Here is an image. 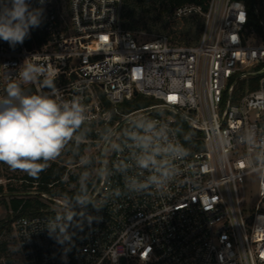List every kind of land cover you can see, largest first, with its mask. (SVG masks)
Here are the masks:
<instances>
[{
    "label": "built area",
    "instance_id": "1",
    "mask_svg": "<svg viewBox=\"0 0 264 264\" xmlns=\"http://www.w3.org/2000/svg\"><path fill=\"white\" fill-rule=\"evenodd\" d=\"M121 2L45 0L44 21L30 38L15 48L0 40V97L10 83L48 93L42 81L54 73L64 99L81 97L95 141L106 127L119 137L128 120L142 116L173 127L182 121L201 134L185 143L190 154L163 194L110 198L99 211L93 203L76 205L75 212L99 219L74 217L66 260L45 225L68 201L42 193L60 209L12 221L25 264H113L117 255L115 264H264V182L257 177V199L246 214L236 186L252 173L237 137L248 126L264 133V0H207L204 11L195 3L175 7L177 15L193 10L203 17L191 44L165 35L140 39L123 26ZM26 63L46 73L25 83ZM137 94L155 102L128 111L119 106ZM98 153V167L103 161L111 168L116 155L102 139ZM117 184L123 186L118 175L97 178L88 197L101 200Z\"/></svg>",
    "mask_w": 264,
    "mask_h": 264
},
{
    "label": "clouds",
    "instance_id": "2",
    "mask_svg": "<svg viewBox=\"0 0 264 264\" xmlns=\"http://www.w3.org/2000/svg\"><path fill=\"white\" fill-rule=\"evenodd\" d=\"M44 2L39 0L41 6L33 7L31 0H0V40L15 48L30 38L31 30L39 28L44 21ZM45 73L42 67L26 63L22 65L20 78L25 83H33ZM47 77L42 84L50 90L48 93L31 94L19 84L10 83L6 95L0 97V162L32 176L42 171L47 162L59 158L70 144L78 148L89 133L87 125L91 118L81 97L74 95L64 99L62 91L55 86V74L47 73ZM126 125L119 137L111 127L100 134L116 155L112 167L101 161L102 167L89 170L92 158L81 157L85 170L79 174L78 193L68 199L64 211L45 225L50 237L65 247L62 257L65 260L73 246L74 233L69 227L74 217L79 215L89 222L99 219L75 212L76 205L83 207L93 203L99 211L110 198L140 195L153 189L163 194L180 174L178 162L190 154L185 143L191 141L192 134L182 127L147 116L132 118ZM237 140L248 149L243 160L245 167L264 182V133H259L255 126H248ZM41 161L44 163H39ZM117 175L122 178V187L117 184L101 200L88 197V185L93 177L107 180ZM76 223L80 226L82 220ZM117 256L113 257V264Z\"/></svg>",
    "mask_w": 264,
    "mask_h": 264
},
{
    "label": "rangeland",
    "instance_id": "3",
    "mask_svg": "<svg viewBox=\"0 0 264 264\" xmlns=\"http://www.w3.org/2000/svg\"><path fill=\"white\" fill-rule=\"evenodd\" d=\"M163 6L153 4V0H148L147 4H142L138 0H122L121 2V21L125 28L134 31L140 39H148L156 35H165L172 42L191 44L198 40V27L203 21V17L198 11L187 12L186 14L177 15L174 12L175 8H171L164 12H160ZM188 31L184 38H179L176 35L179 31ZM101 139H98L94 145H91L85 150L84 157L93 155V163L89 166V170L99 168V149ZM63 156V154L61 155ZM57 158L56 160H58ZM40 163V162H39ZM81 163L78 161L73 164L68 163V172L63 173V178L72 173L78 172ZM84 168V167H83ZM84 171V170H83ZM34 177L27 172L10 168L6 163L0 162V183L4 185L5 194L0 196V218L6 214L10 207L9 199L11 197H32L36 194L35 182L31 183L26 177ZM257 175L246 174L236 180L238 202L243 212L251 213L254 203L257 199ZM95 177L92 179V186L96 182ZM73 185V184H71ZM12 189H9V188ZM45 195L48 193L45 192ZM41 201L46 203L49 208L60 209V206L52 203L46 196L40 197ZM2 200H6L8 205H5ZM4 243V248L0 251V264H7L5 257L8 256L12 264H25L21 253L18 249L16 237L13 229L5 232L0 236V244Z\"/></svg>",
    "mask_w": 264,
    "mask_h": 264
},
{
    "label": "trees",
    "instance_id": "4",
    "mask_svg": "<svg viewBox=\"0 0 264 264\" xmlns=\"http://www.w3.org/2000/svg\"><path fill=\"white\" fill-rule=\"evenodd\" d=\"M142 4H147L148 0H138ZM126 2V0H124ZM187 3H195L201 7V10L204 11L207 8V0H153V4H157L158 6H163L160 12H164L166 10L171 9L172 7L182 6ZM202 23L198 27V32H200ZM188 31L181 30L176 35L179 38H184ZM199 35V34H198ZM175 43V42H174ZM155 102V99L152 97L143 96L141 94L135 95L131 100H126L122 102L119 106L128 111L135 107H142ZM178 126L182 127L185 132H190L193 136H199L201 132L196 129L189 127L186 123L182 121H178ZM95 139H97V135L89 128V133L87 138L83 140L82 143L79 144L78 148L74 144H70L69 148L66 149L60 156L58 160L49 161L47 165L43 168L42 171L38 173L36 178L27 176L28 180L36 185V194L32 197H11L9 199L10 207L6 211V214L0 218V236L5 232L9 231L12 227V221L15 217L19 215H34L37 213L46 212L45 209L49 208V206L41 201L40 197L43 196L42 193H48L51 197H60L68 201L70 197L77 194L79 191V174L85 170L83 167H80L78 172L70 173L66 179L63 178V173L68 172L67 169L68 163L75 164L80 161L81 157L85 156V150L88 149L91 145L95 144ZM193 138L191 141L186 143L188 145L193 144ZM198 146L201 145V140L198 139ZM78 152L79 155H75L74 153ZM93 158V155L90 156ZM41 164L44 162L41 161ZM73 184V185H71ZM92 187V181L88 185V191ZM9 189H12L11 187ZM5 194V188L2 183H0V196ZM5 205H8L6 200H2ZM4 248V243L0 244V251ZM1 257V252H0ZM5 262L7 264H12L11 260L8 256L5 257Z\"/></svg>",
    "mask_w": 264,
    "mask_h": 264
},
{
    "label": "snow or ice",
    "instance_id": "5",
    "mask_svg": "<svg viewBox=\"0 0 264 264\" xmlns=\"http://www.w3.org/2000/svg\"><path fill=\"white\" fill-rule=\"evenodd\" d=\"M169 99H171V100H175V99H176V97H169Z\"/></svg>",
    "mask_w": 264,
    "mask_h": 264
}]
</instances>
